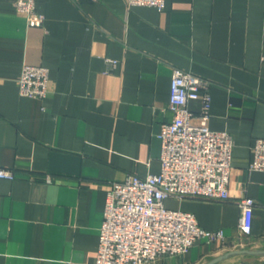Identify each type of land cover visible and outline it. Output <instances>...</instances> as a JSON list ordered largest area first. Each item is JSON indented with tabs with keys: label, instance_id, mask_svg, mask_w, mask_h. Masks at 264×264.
<instances>
[{
	"label": "crops",
	"instance_id": "obj_1",
	"mask_svg": "<svg viewBox=\"0 0 264 264\" xmlns=\"http://www.w3.org/2000/svg\"><path fill=\"white\" fill-rule=\"evenodd\" d=\"M28 25L0 0V264L93 262L109 183L159 171L157 133L173 67L210 82L209 126L233 138L225 200L168 198L221 241L147 264H264V171L250 168L264 138V0H165L162 10L126 0H34ZM106 59H113L111 65ZM23 64L49 70L42 98L19 94ZM197 115L199 100L188 102ZM254 199L241 233L239 201Z\"/></svg>",
	"mask_w": 264,
	"mask_h": 264
},
{
	"label": "built area",
	"instance_id": "obj_2",
	"mask_svg": "<svg viewBox=\"0 0 264 264\" xmlns=\"http://www.w3.org/2000/svg\"><path fill=\"white\" fill-rule=\"evenodd\" d=\"M130 6H152L162 10L165 0H126ZM15 9L28 25H41L44 14L34 0H15ZM113 65V59H106ZM19 94L42 99L49 92V70L43 65L23 64L17 80ZM199 100V112L188 107ZM210 82L179 67H173L169 84L168 109L172 119L161 124L159 171L143 177L127 174L106 189L103 218L99 227L93 262L68 264H147L161 257L185 253L199 238L221 241L223 231L206 230L192 212L172 209L168 198L225 200L232 161L233 138L225 130L211 129ZM250 168L264 171V138L252 144ZM0 178L14 179L11 168L0 166ZM239 229L249 234L254 199L239 201Z\"/></svg>",
	"mask_w": 264,
	"mask_h": 264
},
{
	"label": "water",
	"instance_id": "obj_3",
	"mask_svg": "<svg viewBox=\"0 0 264 264\" xmlns=\"http://www.w3.org/2000/svg\"><path fill=\"white\" fill-rule=\"evenodd\" d=\"M240 253H251V251L249 250H246V249H235V250H230V251H227L225 252L224 254H221L219 256H216L212 259H210L209 261H207L206 263L204 264H215L217 263L218 261L228 257V256H231V255H234V254H240Z\"/></svg>",
	"mask_w": 264,
	"mask_h": 264
}]
</instances>
